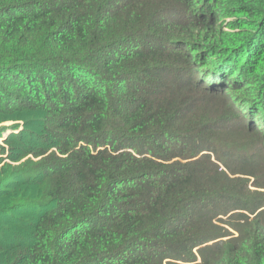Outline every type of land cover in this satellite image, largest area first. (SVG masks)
I'll use <instances>...</instances> for the list:
<instances>
[{"label": "trees", "instance_id": "trees-1", "mask_svg": "<svg viewBox=\"0 0 264 264\" xmlns=\"http://www.w3.org/2000/svg\"><path fill=\"white\" fill-rule=\"evenodd\" d=\"M189 1L0 0V264H264V0Z\"/></svg>", "mask_w": 264, "mask_h": 264}, {"label": "rangeland", "instance_id": "rangeland-1", "mask_svg": "<svg viewBox=\"0 0 264 264\" xmlns=\"http://www.w3.org/2000/svg\"><path fill=\"white\" fill-rule=\"evenodd\" d=\"M191 4H194L193 8L195 9H200L202 3H203V0H190L189 1ZM232 10V13H228L225 9V2L222 0V2L220 3V10L217 14L218 18H219V21L216 22V27L210 31V29L206 30V29H203V31L205 32H208L209 34H212L214 32H216L217 30H225L227 33H232L234 36H237V32H239V30H242V27H238L236 29H233L231 28V24L232 22H235V23H238L237 22V14L234 12V10L231 8ZM212 11V10H211ZM210 21L211 22H215V18H213V16H210ZM209 21V22H210ZM239 29V30H238ZM246 62V61H245ZM262 77H264L262 75ZM257 114V115H256ZM248 117H245V127L248 128L250 127L251 129L253 128H257L258 126H260L261 124V119L264 118V111L262 110V108L260 107L259 108V111H254L252 112L251 114H247ZM249 118V119H248ZM254 126H257V127H254ZM25 128V121L22 120V119H14L12 115H6L5 116V119L0 122V131H1V136H0V145L2 146V155H0V158H2V162H0V166L5 163V162H11L10 160V154L12 153L13 155L16 154L17 152L21 151V145L17 144V143H12V144H7L5 142V139L8 138L9 134H12V133H16L17 131L21 130V129H24ZM29 128H26V130H28ZM238 130V129H237ZM251 133V132H250ZM245 134H241L240 136H237V137H233V138H229V140H237L239 138H243ZM243 136V137H242ZM261 139H263L264 141V136L261 137ZM23 144L24 145H28L30 144V141L28 139H25V136H23ZM259 147V151L261 153H258V154H255L254 156V153L253 151H251V153H248V154H243V155H239V158H235L233 157L234 160H230L231 162V168H236L241 162H243L242 158L245 159V160H248L250 157H253L251 158L249 165L253 168H244L242 170H246L248 172L250 171H253L255 170V168L257 166H260L262 164H264V155L263 157H261V154L264 152V145L263 146H258ZM225 151V150H224ZM223 151V152H224ZM229 152V151H228ZM257 156H260L261 158H263V162L260 163V164H257V161H258V157ZM27 157H24L23 159L20 160L21 161H24ZM238 163L235 164V163ZM12 164H14L13 162H11ZM264 170V169H263ZM259 178L254 176V177H251L250 176V180L251 181H259L258 180ZM263 183V182H261ZM251 189L253 191L257 190V193H260V192H264V188H255V187H251ZM0 220L1 221H4L3 217H0Z\"/></svg>", "mask_w": 264, "mask_h": 264}]
</instances>
